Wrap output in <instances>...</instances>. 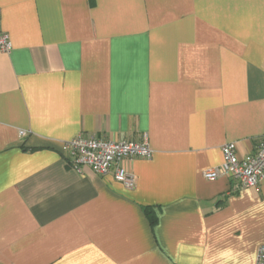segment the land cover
I'll list each match as a JSON object with an SVG mask.
<instances>
[{
  "label": "crops",
  "instance_id": "0c3cea01",
  "mask_svg": "<svg viewBox=\"0 0 264 264\" xmlns=\"http://www.w3.org/2000/svg\"><path fill=\"white\" fill-rule=\"evenodd\" d=\"M0 21V264H255L264 183L203 173L264 138V0H0ZM81 135L147 140L136 188L71 169Z\"/></svg>",
  "mask_w": 264,
  "mask_h": 264
},
{
  "label": "built area",
  "instance_id": "2783aa9c",
  "mask_svg": "<svg viewBox=\"0 0 264 264\" xmlns=\"http://www.w3.org/2000/svg\"><path fill=\"white\" fill-rule=\"evenodd\" d=\"M12 47L10 36L2 30L0 21V52L10 53ZM24 135L21 132V136ZM65 149V160L71 169L79 173L88 169L99 176L112 175L129 190L136 188L137 179L127 164L138 158L150 159L154 154L147 140L117 142L96 135L77 136L66 143ZM222 154L223 163L203 173L206 180L227 178L232 182L233 191L257 188L264 183V138L242 157L238 156L234 142L225 144ZM255 264H264V246L258 249Z\"/></svg>",
  "mask_w": 264,
  "mask_h": 264
},
{
  "label": "trees",
  "instance_id": "16d2710c",
  "mask_svg": "<svg viewBox=\"0 0 264 264\" xmlns=\"http://www.w3.org/2000/svg\"><path fill=\"white\" fill-rule=\"evenodd\" d=\"M155 219V218H154Z\"/></svg>",
  "mask_w": 264,
  "mask_h": 264
}]
</instances>
